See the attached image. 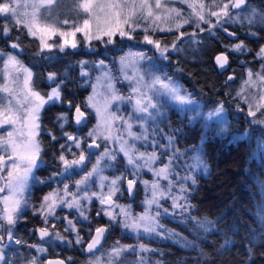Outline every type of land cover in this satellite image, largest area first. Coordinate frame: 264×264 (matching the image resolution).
I'll return each instance as SVG.
<instances>
[{
	"label": "snow or ice",
	"instance_id": "snow-or-ice-1",
	"mask_svg": "<svg viewBox=\"0 0 264 264\" xmlns=\"http://www.w3.org/2000/svg\"><path fill=\"white\" fill-rule=\"evenodd\" d=\"M65 2H70L72 5L71 9L64 11L65 17H67L68 12L75 13L71 20L68 18L60 19L62 9L51 7L56 3V0H31L30 3L25 2L23 4H21V0H0V36L12 39L13 30L19 31L23 28L27 35L39 40V52L44 50L51 52L54 48L64 52L66 47L77 48L76 33H81L85 42L107 36V43L110 44L114 42L113 37L117 34L121 39L126 37L131 40L135 38L134 33L141 30L144 33V42L153 45L160 52L163 59H168L167 54L170 49L177 52L183 50L182 47H177V45L186 35L189 37L188 43L199 44L201 41L197 33L208 31L215 36L216 32H213V29L221 30L229 37H235L236 32L229 31L227 27L230 24L241 26L247 24L249 26L248 34L252 36L258 34L256 31H252L253 26L264 31V10L253 7L250 0H208L207 10H205V4L202 2L199 5L189 3L188 7L192 9V12L187 17L182 15L181 10L172 6L170 0L168 2L166 0H60L61 4ZM180 2L185 3L187 0H180ZM197 7L199 10H197ZM29 8L31 11H28ZM42 9L43 12H41ZM81 13L84 15H81ZM162 17L165 23L171 18L172 25L162 27L157 24V21H160ZM213 17L215 20L212 19ZM70 23L73 27L69 31L62 30V27L57 26ZM188 24H191L193 28L191 33L180 31L184 25ZM125 26H127V29ZM150 30L152 32L175 31L176 39L170 45H162L159 39L154 40L148 34ZM56 35L62 37V40L54 44L48 43V40ZM69 36L73 37L71 42L68 40ZM18 41L19 36H16L14 42L10 44V48L23 51ZM228 50L241 53L250 51L242 41L229 46ZM257 57L264 61V47L260 48ZM145 59L144 54L137 53L134 56L122 57L119 61L120 71L122 72L120 79L128 81L130 85V93L127 97L121 95L119 90L115 88L114 81L116 77H113L111 71L107 70L104 61L99 62V66L104 70L103 79L107 81L104 85L106 91L99 93L94 89L93 95L88 97V106L95 110L99 123L92 131L87 133V137L91 138L90 142L64 133L69 141H73L72 147L81 149V151L78 155L72 152L73 159L70 160L63 154L58 157L64 168V172L60 175L67 174L66 179H71L74 174L80 175V179L74 182L76 191L70 192L69 184L63 182V194L61 195V192L57 191L45 196L39 214L44 223L48 224V216H56L55 209L58 206L57 198H59V204L68 209L75 208L80 217L89 220L81 201L90 204L92 198L95 197L100 205H107L106 208H101L96 215H104L111 223H118L119 226L133 233L137 239L159 237L163 233H167L165 238L172 239L184 247L195 248L197 245L193 241H189L187 237L164 229L159 217L163 213L164 215L182 218L180 221L182 223L195 220L196 229L202 232L211 231L209 222L196 220L189 213L191 208L188 200L190 186L186 182L191 181V184L194 185L196 183L195 177L185 174L176 183L172 182L173 177L180 176L178 168L181 163L191 170L203 168L206 171V165L203 164L199 156L191 157L194 161L193 164H188L187 161L182 160L184 153H181L176 147L174 134H163L162 138L167 141L166 144H161L155 139L150 142L154 148L162 150L160 153L156 151L151 153L139 151L135 144H129L122 134L113 135L114 132L122 133L126 131L132 140L148 142V121L155 122L157 117L163 116L164 113L161 109L171 102H175L176 105L180 106L191 105L190 108L180 107L178 110L194 113L192 119H196L197 116L201 115L199 106L191 98V94H182L180 86L176 85L171 78L167 76L162 78L151 70V68L157 66L151 65L148 70L141 71L138 64ZM215 60L221 69H224L228 64L227 54L217 55ZM129 66L135 68L132 75H129L127 71ZM20 72L24 74L23 77L19 75ZM13 73H16V75H13ZM84 75H87V73H84ZM254 75L255 79H253ZM32 77L33 73L24 66L17 53L0 51V129H4L0 132V193H5V190H7L6 195L0 196V204L3 205L0 208V264H21L5 249L8 248L9 244L19 245L23 243L14 237L13 229L21 218L19 216L21 205L28 207L24 194L30 187V181L44 183V181H38L34 175V170L39 167L38 161H40L42 151L41 145L36 139L39 135L40 111L45 104L49 102L56 103L61 100V92L58 87L53 88L47 96L41 95L32 86ZM146 77H150V79H146ZM227 79L232 80L234 77L229 76ZM48 80L55 81L56 74L50 72ZM57 83L59 82L57 81ZM100 83L101 77H97L96 87H99ZM245 86L252 88L259 86V96L252 94L251 99L245 96L243 94L246 90ZM236 95L247 104V116L251 118L248 123L264 126V63L261 64V72L254 74L251 69L247 71V80L242 82V87ZM97 96H100L101 99H97ZM117 101L120 103L117 104L116 109L110 110L112 104ZM124 103H129L132 106V114L127 117L117 115L120 106ZM69 107H72L71 104H69ZM240 110L244 111V109ZM74 113L77 125L87 124V121L83 119L85 113L81 111L79 106L74 108ZM224 113V104L220 103L218 107L209 111L204 118L206 120L219 118L217 122L222 125L220 132L225 133L228 131V121ZM258 113H260L259 116ZM58 119L66 122L67 116L61 115ZM114 121H123V125L114 129ZM134 123L139 124L142 132L134 133L132 131ZM60 127H63V123L60 124ZM49 135L53 140L57 138L51 133ZM242 135L247 136V132ZM239 138L242 137H237V139ZM99 139L119 142L118 151L126 158L131 178L121 175L109 180L104 175V169L111 167V162L117 159L118 154L116 151H110L107 144L104 145L101 152L89 154L96 157L91 169L89 170L85 166V162L88 160L86 150L101 149V144L96 142ZM60 147L67 152L72 150L71 147L65 148L63 144ZM258 149L264 151V140L258 142ZM105 161L109 163L104 164ZM157 161H160V166L153 168ZM145 168L153 172L157 179L152 181L151 184L148 180L142 181L151 192V199L146 200L148 208L144 213L133 215L130 208L120 205L112 198L117 193L122 194L121 182H126V188L123 190L131 194L137 183L139 173ZM75 169H82V171L75 173ZM52 179H55V175ZM161 179L169 181L163 188L160 184ZM94 181L98 182L101 189L99 195L91 191ZM105 181L108 182L107 192L103 191ZM174 187L178 189L175 193L172 192ZM77 192L81 194L79 198H77ZM68 196H71L70 201L66 199ZM160 199L171 200L172 208L179 211L170 213L168 208L160 204ZM152 205L156 207L154 213L152 212ZM258 215L260 222L264 224V208L261 209ZM109 226H99L91 229L87 243L79 236V231L72 220H68L65 231H75L77 233L74 242L84 244L83 250L90 254L87 264H145V258L140 254L155 251V249L149 248L144 243L123 245L117 241L111 248L102 245L101 242L105 239V233L108 232ZM55 227V223H52L51 228L54 229ZM161 229H163V233L160 231ZM37 231L41 240L46 237L51 238L47 241L48 244L54 241L72 243L59 232H50L47 227H41ZM262 232H264V229H262ZM5 237L8 241L7 244L4 243ZM228 243L229 241H225L223 246H227ZM28 247L34 248L41 254L47 251V248L43 245H28ZM247 253L248 255L252 254L251 241ZM126 254L134 255L137 259L133 261ZM68 259L71 260V257ZM37 260L38 257L33 256L23 261V264H37ZM41 264H45V262L42 261ZM46 264H65V261L49 259Z\"/></svg>",
	"mask_w": 264,
	"mask_h": 264
},
{
	"label": "trees",
	"instance_id": "trees-1",
	"mask_svg": "<svg viewBox=\"0 0 264 264\" xmlns=\"http://www.w3.org/2000/svg\"><path fill=\"white\" fill-rule=\"evenodd\" d=\"M250 3L253 7L264 10V0H250ZM227 27L229 31H234L232 29L234 27L237 29L235 32H242L238 40L242 41L250 51L238 52L237 55L230 50L226 51L229 65L225 69L217 65L215 56L229 49L232 40L218 29H213V32H216L215 36L208 31L198 32L197 36L201 41L199 44L188 43V39L185 40V37L188 38L186 35L177 45L183 50L177 52L170 49L167 54L169 57L166 61L167 70L188 88L191 95L198 99L203 107H213L217 103L224 104L228 131L221 133L213 120L206 121L201 117L190 119L188 115H180V112L171 109L163 119L162 128L174 134L175 145L178 149L185 150V156L193 150L190 149L191 147L199 145L203 150V159L208 167L207 173L205 175L194 173L196 183L194 185L191 181L186 183L190 186L188 193L191 204L190 215L196 220L209 222L211 231L202 232L196 229L195 220L182 223L180 222L182 218L172 215L160 216L159 219L167 227L166 229L187 237L197 245L192 248L184 247L172 239H148L155 249L153 257L160 264H264V232H262L264 224L260 222L258 215L264 208V151L258 149V142L264 140V128L249 125L245 104L232 97L235 92V79H227L229 76L242 73L245 66L251 68L264 63L261 59L254 58L259 48L264 46V31L253 26L252 31L258 34L252 36L247 32L249 26L247 29L246 26L241 25H227ZM183 29L182 31L188 33L193 31L186 27ZM140 31H137L134 37H137ZM12 35L14 39L19 36L18 42L26 50L38 49L36 42L27 38L28 35L23 28L19 31L14 30ZM175 37V31L153 33V38L160 39L161 44L165 42L170 45ZM115 42L117 46L118 37H115ZM135 43L139 44V42ZM91 44L95 48L94 52H83L80 49L53 51L56 52L55 56L47 64L41 61L44 55L42 53L35 52L34 56H31L26 52V55L21 57L26 64L32 66L37 64L32 80L33 86L38 88L42 95L49 94L52 88L48 74L55 73L58 79L59 83L56 82V86L61 92V100L57 104L44 107L41 111V123L47 128L57 125L54 119L63 113L67 115V121L57 120L63 123V128L70 130L76 128L72 123V108L69 104L72 107L79 106L85 109L82 100L84 91L81 92L82 90L78 88L80 84L77 83L81 81L77 63L81 58L87 60L89 56L95 55H99V59H107L102 53L114 47V45L102 44L100 39H95ZM129 44L130 41L124 40L122 49ZM119 48L121 49V46ZM154 51L151 49V52L156 54ZM237 60L242 62L237 63ZM159 61L161 62L160 58ZM123 86L118 85L124 90ZM50 123L51 126H48ZM85 127L86 125H82V128ZM245 128L249 130L247 136L242 135ZM237 137L242 138L237 139ZM44 138L49 149L51 143L47 141V136ZM57 143L64 145L63 141ZM45 157L48 158L47 155ZM119 159H116V163L121 164V157ZM185 172L188 173L187 170ZM169 201L171 204V200ZM169 211L171 213L179 210L173 209L170 205ZM225 241H229L227 246H223ZM250 241L252 254L248 255L247 248Z\"/></svg>",
	"mask_w": 264,
	"mask_h": 264
},
{
	"label": "rangeland",
	"instance_id": "rangeland-1",
	"mask_svg": "<svg viewBox=\"0 0 264 264\" xmlns=\"http://www.w3.org/2000/svg\"><path fill=\"white\" fill-rule=\"evenodd\" d=\"M25 2L30 3L31 0H21V4H23ZM166 2H168V0H166ZM170 2L172 4V6L176 7L179 10H181L182 15H184L185 17H187V15L190 12H192V9L188 7V4L189 3H196L197 5H199V3L202 2V3L205 4V10H207V7H208V0H187V2H185V3H181L180 0H170ZM51 7L54 8V9L55 8L62 9L61 15H60V19L68 18L69 20H71L73 18V16L75 15V13H73V12H68L67 17H65L64 11L72 8V5H71L70 2H65L64 4H61L60 3V0H56V3L54 5H52ZM197 10H199L198 7H197ZM28 11H31V9L29 8ZM43 11L44 10L42 9L41 12H43ZM81 15H84V14L82 13ZM177 19H179V18L177 17ZM212 19L215 20L214 17ZM172 22L173 21L170 18L167 21V23H165V21L163 20V17H162V19L160 21H157V24L161 25L162 27H168V26H171L172 25ZM237 25H239V24H230V26H237ZM57 26L58 27H62V30H65V31H69L73 27V25L71 23L70 24H67V25H62V26L61 25H57ZM202 26L203 27H206V25H202ZM243 26H246V29H247V26L248 25L247 24H244ZM185 27H186V29H193L192 26H191V24H188V25H184L180 29V31L184 30L183 28H185ZM125 28L127 29V26H125ZM248 30L249 29H247V32H249ZM234 31H237V30H234ZM155 32L165 33V32H161V31H155ZM238 32H240V31H238ZM136 33H137V31L134 33V35ZM153 33L154 32H152L150 30L148 34L153 38ZM143 35H144V33L142 31H140V33H138L137 37H135L134 39L129 40L126 37L123 38V39H121L120 36H119V34H117L116 37H118V39H119V44L116 46L115 42L110 43V44H113L114 47H113L111 53H109L107 51V53H106V55H108L107 56V59H104V58H100L99 59V55L89 56L87 58V60L84 59V58L79 59V61H78L77 64L79 66V77H80L81 81H77V83L80 84V87L81 88L80 87H78V88L80 90H82L81 92L84 91L83 94H82V100H84V105L83 106L85 107V109L83 111L85 113V120L87 121L86 127L85 128H82V125L81 124H80L81 125L80 126V125H77L75 123L74 126L76 128L74 130L73 129L72 130H70V129H64L63 127H60V125L57 126L58 124H61V123L59 121H57L58 120V117H55V119L54 118L53 119H54V121H55V123L57 125H55L53 127V126H51V123H50V125H48V126H51V128H48V129H47L46 126L42 127L40 125V128L38 130L41 135L43 133L45 134V132L48 133L47 135H49V133H51V134L55 135L57 138H59V140H63L64 143L67 142L65 148L71 147V149H72L71 152L64 151V149H63V155H65L67 159H69V160L70 159H73L72 152H75L78 155L79 152L81 151V149H76V148L72 147L73 141H69L67 139L66 135H64V133H68V134L73 135V136H76L78 138L85 139L86 142H90L91 141V138L87 137V133L90 132V131H92L96 127V125L99 123V118L96 116L95 110L92 107H89L88 106V97L93 95L94 89H95V91H97L99 93H104L106 91L104 85L107 83V81H105L103 79V72H104V70L101 69V67L99 66V62L101 60L104 61V64L107 66V70H110L111 71V74L113 75V77H116V80L114 81L115 88L118 89L119 92H120V94L121 95H124L125 97H127L129 95V93H130V85H129V82L128 81L121 80L120 79V77L122 76V72L120 71L121 66H120L119 61H120V59L122 57H129L130 55H133L134 56V54H137V53H142L146 57V59L144 61H140L139 64H138V67L140 68L141 71H146V70L149 69V67L151 65H155L157 67L151 68V70L153 72H155L157 75H160L162 78L164 76H167L168 78H171L172 81L176 85L180 86L182 94H185V93L186 94H191V92L188 90V88L181 81H179L171 73V71L167 70V68H166V61H167V59H163L160 56V52L158 50H156L153 47V45H150V44H147L146 42H144ZM236 35H238V34L236 33ZM114 37H113V40H114ZM102 38H104V39H101V41H104V45H108L109 44V43H107L108 37L107 36H104ZM34 39H35V42L37 44L36 46H39V40L36 39V38H34ZM72 39H73L72 36H69L68 37L69 42H71ZM75 39H76L77 45H78L77 48H75V49H72L71 47H66V48L71 49V50H78V49H80L83 52H88V53L95 51V48H93L94 46L91 44V42H93L95 39L91 40L90 42H85L82 39V34L81 33H76ZM126 39L128 41H130L131 44H129V46L126 47L125 49H122L123 48L122 47L123 46L122 45L123 44V41L126 40ZM153 39L156 40L155 38H153ZM187 39L189 40V37L188 38L185 37V40H187ZM61 40H62V37H60L59 35H56V36L52 37L51 39H49L48 40V43L54 44V43H56L58 41H61ZM135 42H139V44L138 43H135ZM160 42H161V40H160ZM164 43L162 45H164ZM136 44H138V45H136ZM120 46H121V49L122 50L119 48ZM54 49L52 51H54ZM151 49L152 50H155L154 52L156 54L152 53L151 52ZM256 57H257V55H256ZM159 58H160L161 62L159 61ZM227 65H229V64H227ZM25 67H27V66H25ZM249 69H251L254 74L257 73V72H261V65H257L255 67H251V68L249 66H245L242 73H239V74L237 73L235 76H233L234 79H235V84L236 85L234 84L235 85V87H234L235 92L233 93V96L232 97H235L236 100H238L239 102H243V103H244V101L241 100L236 94H237L238 91H240V89L242 87V82L245 81V80H247V71ZM231 70H233V69L231 68ZM10 71H11V69H10ZM127 71L129 73V75H132L135 72V68H133L132 66H129L128 69H127ZM84 73H87V75H84ZM13 75H16V73H13ZM19 75L21 77H23L24 74L22 72H20ZM97 77H101V83H100V86L99 87H96V85H97ZM146 79H150V77H146ZM253 79H255V75H254ZM53 84L54 85L52 86V89L55 88V87H57L56 86L57 83H53ZM118 85L119 86L124 85L122 87L124 90H122L121 88H119ZM32 86H33V80H32ZM33 87H34V89L36 91H39L38 88H36L35 86H33ZM51 90H50V92H51ZM243 94L245 96H248L250 99H251L252 94H255L258 97L259 94H260L259 86L255 87V88L246 87V90L244 91ZM47 95H44V96H47ZM96 98L97 99H101L100 96H97ZM191 98L197 102V105L199 106V109H200L201 115L200 116H197V117H201L203 120H206L204 117L206 116V114L209 111H212L213 109H215L216 107H218V105L220 104V103H218V104H216L213 107H203L202 104L199 102L198 99L194 98L192 95H191ZM119 103H120L119 101L114 102L112 104V107H111L110 110H115L116 107H117V104H119ZM244 104H245L246 113H247V104L246 103H244ZM180 107H189L190 108L192 106L191 105L180 106V105H176L175 102H171V103L165 105L161 109V111L164 113L163 116L157 117V120L155 122H153L151 120L148 121V142L134 141V140H132L128 136V134H127L126 131H123L122 133H116V132H114L113 135L115 136V135L122 134L123 137H124V139L128 140V143L129 144H135L136 148L139 151L146 152V153H151L152 151H156L157 153H160L162 150L160 148H154L153 145L150 142L155 139V140L159 141L161 144H166L167 143V141L162 138L163 134H171V131L170 130H166V129H163L162 128V121L165 118L167 112L170 109L171 110H174V111H178V112H180V115H182V114L183 115H188L190 117V119H192V117L194 115V113H192V112H181V111H179L178 109ZM130 114H132V106L129 103L122 104L120 106V108H119V111L117 112V115L118 116H124V117H127ZM63 115L64 116H67L64 113H63ZM224 115H225V118L227 119L226 109H225ZM259 115H260V113H258V116ZM247 118H248V121L251 119L250 117H247ZM53 119H51V120L53 121ZM218 120H219V118H214L213 119V121L218 125V127L221 128L222 125L217 122ZM206 121H208V120H206ZM72 123H74V121H72ZM122 125H123V121H114L113 122V128L114 129L115 128H120ZM249 125H255V124H249ZM257 126L264 128V126H260V125H257ZM6 127H10V126H6ZM2 131H4V129H0V132H2ZM132 131L134 133H140V132H142V129L139 127V124L138 123H134L133 128H132ZM248 131L249 130L247 128H245V130L242 131V132L244 133V132H248ZM56 133H58V135H56ZM236 135H239V134H236ZM57 138L55 139L56 141L58 140ZM36 139L40 143V140H39V137L38 136L36 137ZM43 139H44V137L42 136V140ZM51 141H53V139H51V136H50V142ZM96 142L99 143V144H101V149L96 150L94 153L101 152L102 149H103V147H104V145L107 144L108 149L110 151H116L118 153L117 154V159L120 160L119 157H121V159H122L121 164L116 163V160H115V161L111 162V167H106L104 169V175L107 176L109 178V180L114 179V178H116L118 176H121V174H124V173H127L128 172L129 166L126 163V158L123 156L122 153H119V151H118L119 150V142H115V141H104L102 139H99ZM40 145H41V143H40ZM82 147H83V145H82ZM190 149H193V150H191L188 153L187 156H185V154H184V156L182 157V160L187 161L188 164H193L194 161H193V159H191V157L199 156V158L204 162V159H203V150H202V148L199 145L196 146V147H191ZM179 151L181 153H185L184 152L185 151L184 149H182V150L179 149ZM90 153L91 152L89 151V149H87L86 150V155H88V160H86L85 166L89 170L91 169L92 164L95 163V159H96L95 155H89ZM107 163H109V162L108 161H105L104 162V164H107ZM204 165H206V164H204ZM159 166H160V161H157L156 164L153 165V168H156V167H159ZM185 168H186L185 165L183 163H181L180 164V168L178 170L179 173H180V176L173 177L172 178V182L173 183H176L178 180H180V177H182V176L185 175V173H186L185 171L186 170L188 172L187 174H189V175H193L194 173H196V174H203L204 175L203 172H205V170H203V168L197 169V170H191V169H188V168L185 169ZM75 170H78V171L81 170L82 171V169H75ZM63 172H64V168H63V164L61 162L60 163V173H63ZM60 173H59V176L58 177H60V178H62V177L66 178L65 176L67 174L60 175ZM156 179H157V177L154 175V173L151 172V171H148L147 168L143 169L139 173V177L137 178V183H136L137 184L136 192L138 191V189H139V191H138V194L136 196L135 201H133L134 208H133L132 202H126L125 203L124 202V199H121L120 198V196L121 197L123 196V192H122V194L121 193H117L115 196H113L112 199L114 201H117L120 205L125 206L126 208H130V211H131V213L133 215H140V214L144 213L145 210L148 208V205L146 203V200L147 199H151V192L145 187V185L142 183V181L143 180H148L149 181V184H151L152 181H154ZM168 183H169V181H165V180H162V179L160 180V184H161V187L162 188L165 185H167ZM188 183H189V181H188ZM107 190H108V182L105 181V187H104L103 191L104 192H107ZM176 190L178 191L177 188H175V187L172 188V192L175 193V192H177ZM91 191L96 192L98 195L100 194L101 189L99 187L98 182H95V181L93 182V186L91 188ZM6 193H7V190H5V193H3V195H6ZM24 196H25V199H26V197H27L26 196V192H25ZM159 202H160V204L163 207L168 208L170 210V205L171 204H170V201L169 200L160 199ZM91 203H95L97 205V207L90 208V204ZM91 203L90 204H87V203H85L83 201V205H84V208H85V214L89 217V220H84L82 217L80 218L81 221H84L83 224H82V226H83L82 233L83 234H86L85 232H87L89 230L91 232V229H93L96 226V224H94L93 221H95V222L99 221V222H102L104 224L110 225V227H112V229L110 231L111 232V236H110V238L107 239V243H105L104 246H106L108 248H111L112 245L116 244V242L119 241L120 244H123V245H135L137 243H144L149 248H152L151 245H150V243L147 240L148 237H143V238L137 239L133 233L125 230L123 227L119 226L118 223H111L108 220V218L106 216H104V215H100V216H97L96 215V213L98 211H100L101 208H106L107 205H100L99 202H98V200L95 197L92 198ZM21 207H23V204L21 205ZM89 208H90V210H88ZM155 211H156V207H155V205H152V212L154 213ZM161 216H166V215H164L162 213ZM22 220L23 219H19L18 221H22ZM41 221H43V223H44V220H41ZM163 226L166 227L165 225H163ZM41 227H47L49 229V228H51V224L48 223L46 225L40 226L39 228H41ZM52 229L53 228H51V230ZM54 229L56 230V228H54ZM164 229H166V228H164ZM160 231L163 233V229H161ZM170 231H172V230H170ZM121 235H127L131 239L124 238V237L120 238ZM166 235H167V233H163L159 237H155L154 236V237H151V238H148V239H156V240L158 239V240H162V239H164L166 237ZM64 237L68 240V238L66 236H64ZM80 237H82V236L80 235ZM74 244L77 245L75 242H74ZM68 246H70V244ZM70 247L71 248H74V245H72ZM17 253H19V251H17ZM144 254L151 255L149 252L141 253L140 255H144ZM89 255H90L89 253L87 255L84 254L83 255L84 256L83 257V260L82 261L81 260L79 261V262H81L80 264H87ZM37 256H40V253L37 254ZM71 256H73V255H71ZM14 257H15V255H14ZM131 260L135 261L136 259H131ZM79 262L77 260V261H75L74 264H78ZM21 263H23V261ZM145 264H160V262L157 261L156 259L153 260V259H149V257H146Z\"/></svg>",
	"mask_w": 264,
	"mask_h": 264
},
{
	"label": "flooded vegetation",
	"instance_id": "flooded-vegetation-1",
	"mask_svg": "<svg viewBox=\"0 0 264 264\" xmlns=\"http://www.w3.org/2000/svg\"><path fill=\"white\" fill-rule=\"evenodd\" d=\"M14 32V30H13ZM238 35H242V32H236ZM227 35V34H226ZM238 35L235 37H229L230 39H236L238 38ZM27 38H31L34 42V37L28 35ZM14 38L12 35V39H8L7 37L0 36V51L4 52H15L18 54V57H22L26 52L34 56L35 52H39V49H25L21 44V47L23 48V51H20L18 49H11L10 44L14 42ZM7 41V42H5ZM239 42L237 39L236 41L232 42L236 43ZM234 45V44H233ZM227 49V48H226ZM229 50L223 51L224 54H227ZM42 54H45L41 61L45 64L49 63L52 59L53 53L49 52L48 50H44L43 52H39ZM26 55V54H25ZM238 62V61H237ZM41 65V64H40ZM30 70L35 69V67H38L37 64L35 65H26ZM32 67V68H31ZM42 115L40 113V119L39 123L42 127L44 125L41 123ZM48 129V128H47ZM48 133L45 132L42 135L39 133L38 137L41 143L42 151L40 153V161H38L39 167L34 170V175L37 178L38 181H44V183H38L36 181H30V187L26 191V201L28 204V207H21V211L19 216L20 219H23L22 221H18L15 228L13 229V234L16 239L21 240L23 243L17 245V244H9L8 248L5 249L6 252H9L13 255L14 259L19 260L20 262L26 261L30 259L31 257L35 256L38 257L37 264H41V262H45L51 259V260H64L66 264H74L75 261L78 260V262L83 260V249L84 244H74L75 238L77 233L75 231H65V228L67 226L68 220H72L75 224L76 229L79 231V236L81 235L84 241V234L82 233L83 230V222L80 220L79 212L73 208L68 209L64 207L63 205L59 204V198H57L58 206L56 207V216H48V223L52 224L55 223L56 230L49 228L50 232H59L63 237L66 236L68 238V241H72L74 244V248H71L72 243L70 246L69 244L62 243L60 241H54L51 244H48L47 241L51 239L50 237H46L44 240L40 239L39 232L37 231L40 226L46 225L43 223V218L39 214V209L41 204L43 203V198L50 193H56L57 191L61 192V195L63 194V182H67L69 184V191L75 192V180L80 178L79 174H74L71 179H66L64 177L60 178V163L61 161L58 159L59 155L63 154V149L60 147V144L57 142H61L63 140H53L50 142V135H47ZM43 137H48L47 141L50 142L51 146L48 149V146L45 144V138L42 140ZM41 138V139H40ZM64 142V141H63ZM66 143H64V146H66ZM58 146V147H57ZM58 153V154H57ZM45 155L48 156V158L45 157ZM58 159V160H57ZM42 161V162H41ZM75 173L81 172V170H75ZM55 175V179L53 180V176ZM67 176V175H66ZM65 176V177H66ZM71 182H70V181ZM71 184H70V183ZM75 190V191H74ZM80 193L77 192V198L80 197ZM0 196H3V193H0ZM67 200H71V196H68L66 198ZM83 204V201H81ZM3 205L0 204V208H2ZM33 211V212H32ZM99 222V221H98ZM111 227L109 226V229ZM111 233L109 231L108 236H110ZM5 244L8 243L7 238L5 237ZM28 245H43L47 248V251L43 254L40 253V256H37L39 252H37L34 248L28 247ZM19 251V253H17ZM75 252V253H74ZM15 255V257H14ZM73 255V256H71ZM71 257V260L68 258ZM82 258V259H81ZM79 262L78 264H80ZM23 264V263H21Z\"/></svg>",
	"mask_w": 264,
	"mask_h": 264
},
{
	"label": "water",
	"instance_id": "water-1",
	"mask_svg": "<svg viewBox=\"0 0 264 264\" xmlns=\"http://www.w3.org/2000/svg\"><path fill=\"white\" fill-rule=\"evenodd\" d=\"M83 119H84V118H83ZM125 188H126V185H125ZM126 193H127V195H128L129 198L133 197V191H132L131 194H130L129 192H127V191H126ZM106 235H107V232L105 233V237H106ZM101 243H103V241H102ZM85 252H86V251H85Z\"/></svg>",
	"mask_w": 264,
	"mask_h": 264
}]
</instances>
